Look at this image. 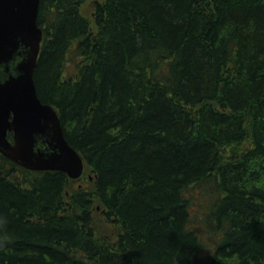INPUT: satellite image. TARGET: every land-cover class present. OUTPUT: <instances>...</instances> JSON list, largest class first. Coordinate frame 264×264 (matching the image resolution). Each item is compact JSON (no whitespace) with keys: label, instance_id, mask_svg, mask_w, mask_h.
I'll use <instances>...</instances> for the list:
<instances>
[{"label":"trees","instance_id":"16d2710c","mask_svg":"<svg viewBox=\"0 0 264 264\" xmlns=\"http://www.w3.org/2000/svg\"><path fill=\"white\" fill-rule=\"evenodd\" d=\"M87 1L35 70L85 171L0 153V264H264V0Z\"/></svg>","mask_w":264,"mask_h":264},{"label":"water","instance_id":"95a60500","mask_svg":"<svg viewBox=\"0 0 264 264\" xmlns=\"http://www.w3.org/2000/svg\"><path fill=\"white\" fill-rule=\"evenodd\" d=\"M40 1L0 0V153L26 169L61 171L77 180L84 161L67 142L56 109L37 93Z\"/></svg>","mask_w":264,"mask_h":264},{"label":"rangeland","instance_id":"374dc122","mask_svg":"<svg viewBox=\"0 0 264 264\" xmlns=\"http://www.w3.org/2000/svg\"><path fill=\"white\" fill-rule=\"evenodd\" d=\"M97 0H88L86 2V4L84 5L83 9L84 11L87 13V14H91L92 10H93V7H94V3L96 2Z\"/></svg>","mask_w":264,"mask_h":264},{"label":"bare ground","instance_id":"6f19581e","mask_svg":"<svg viewBox=\"0 0 264 264\" xmlns=\"http://www.w3.org/2000/svg\"><path fill=\"white\" fill-rule=\"evenodd\" d=\"M76 65H69V67H68V69H73V67H75ZM36 88H37V86H36ZM38 93V92H37ZM39 96V95H38ZM40 98V97H39ZM41 100V99H40ZM42 101V100H41ZM43 102V101H42ZM44 104H46V103H44ZM47 105H49V104H47ZM50 106H52V105H50ZM53 107V106H52ZM58 115H59V113H58ZM60 117V116H59ZM61 119V118H60ZM62 122V121H61ZM63 125V124H62ZM63 129H64V127H63ZM64 135H65V132H64ZM66 138V137H65ZM67 140V139H66ZM68 142V141H67ZM69 143V142H68ZM72 147V146H71ZM76 150V149H75ZM77 151V150H76ZM78 152V151H77ZM80 156H81V154H80ZM82 157V156H81ZM6 158V157H5ZM82 159H83V157H82ZM9 160V159H8ZM11 161V160H10ZM83 161H84V159H83ZM13 162V161H12ZM15 163V162H14ZM98 210H100V207H98ZM201 255V254H200ZM197 256H199V255H197Z\"/></svg>","mask_w":264,"mask_h":264}]
</instances>
